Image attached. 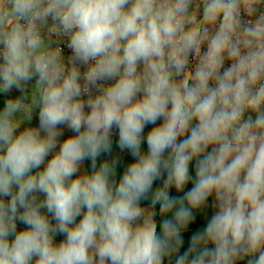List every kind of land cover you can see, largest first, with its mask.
<instances>
[{
    "label": "clouds",
    "instance_id": "obj_1",
    "mask_svg": "<svg viewBox=\"0 0 264 264\" xmlns=\"http://www.w3.org/2000/svg\"><path fill=\"white\" fill-rule=\"evenodd\" d=\"M0 264H264V0H0Z\"/></svg>",
    "mask_w": 264,
    "mask_h": 264
},
{
    "label": "trees",
    "instance_id": "obj_2",
    "mask_svg": "<svg viewBox=\"0 0 264 264\" xmlns=\"http://www.w3.org/2000/svg\"><path fill=\"white\" fill-rule=\"evenodd\" d=\"M160 122H162V121H158V123H160ZM151 127H152V125H149V126L146 127V129H145V135L147 134V132L150 130ZM142 150L143 151H147V145H146V143L142 145ZM123 157L125 159V162H127V161H129V160L132 159L127 154H123ZM194 163H195V161H193V164L190 165V172H192L193 174H194ZM59 239H60V237H57V240H59Z\"/></svg>",
    "mask_w": 264,
    "mask_h": 264
}]
</instances>
